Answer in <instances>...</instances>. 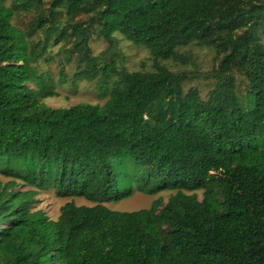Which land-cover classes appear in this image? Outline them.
Wrapping results in <instances>:
<instances>
[{"label":"trees","instance_id":"trees-1","mask_svg":"<svg viewBox=\"0 0 264 264\" xmlns=\"http://www.w3.org/2000/svg\"><path fill=\"white\" fill-rule=\"evenodd\" d=\"M4 1L0 264H264V0ZM19 12L35 13L37 40L11 24ZM92 35L108 43L102 55ZM115 35L146 49L153 71L120 68ZM52 38L63 42L58 83L74 63L71 81L96 82L102 105L42 102L56 95L37 68ZM190 45L213 50L211 70L159 64H191L179 51ZM189 77L210 88L204 99L184 90ZM134 187L172 194L131 212L103 204ZM43 189L71 198L56 220L34 206Z\"/></svg>","mask_w":264,"mask_h":264},{"label":"rangeland","instance_id":"rangeland-1","mask_svg":"<svg viewBox=\"0 0 264 264\" xmlns=\"http://www.w3.org/2000/svg\"><path fill=\"white\" fill-rule=\"evenodd\" d=\"M6 8L11 7L12 0H5L3 2ZM35 17V13L25 14L24 12L15 13L11 19V24L15 27L22 29L26 35L28 41H35L39 38V32L31 33L27 29V24ZM63 17H60L62 19ZM85 17H79L78 19H84ZM63 20V19H62ZM262 42L264 43V34L262 35ZM114 48L108 53L113 55L112 60L116 62L120 68L128 72L135 71H153V61L146 49L143 47L135 46L130 42L124 40L122 37L115 35ZM54 38L50 39L47 45V51L45 56L39 60L37 68L38 71L45 76L54 86L55 96L43 99L42 102L49 108H67L76 104H92L102 105L107 99L106 96L100 94L97 89L96 82L86 83L84 81L72 82L71 77L75 71V64L69 63L65 65V72L67 74L68 81L65 84L58 83V75L60 66L64 63L62 58V52L59 50L63 45V42L58 44L54 43ZM108 47V43L96 36L92 35L89 39V48L93 56L102 55ZM179 51L185 54V57H189L191 64L180 65L172 61H161L160 65L167 67L174 73L179 72H192L197 71L200 74H204L211 70L212 59L214 52L210 48H204L198 45H190L188 47L180 48ZM47 59L49 61L47 62ZM33 87V84H30ZM189 88H195L199 91L200 96L204 99L207 96L209 87H206L205 81L189 77L184 83V90ZM11 180L0 174V183L6 184ZM15 190L26 191L28 187L22 186V183L15 181ZM130 185L123 187V190L129 189ZM36 204L37 209L43 210L47 216L56 220L59 212V208L69 199H62L55 196L52 189L36 190ZM172 192L164 191L156 195H145L138 191L136 187L133 188L130 196L122 199L119 202H106L103 203L111 210L121 212H131L140 209H148L155 199H161L162 205H165ZM199 200L202 199V191H198ZM76 205H91L89 202L83 199H72Z\"/></svg>","mask_w":264,"mask_h":264}]
</instances>
